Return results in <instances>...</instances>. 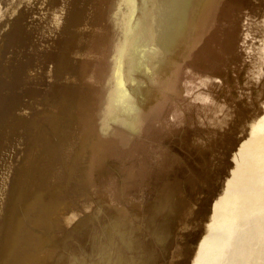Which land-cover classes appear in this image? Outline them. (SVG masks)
Instances as JSON below:
<instances>
[{
	"label": "bare ground",
	"instance_id": "6f19581e",
	"mask_svg": "<svg viewBox=\"0 0 264 264\" xmlns=\"http://www.w3.org/2000/svg\"><path fill=\"white\" fill-rule=\"evenodd\" d=\"M132 12L0 1V264H264V0Z\"/></svg>",
	"mask_w": 264,
	"mask_h": 264
},
{
	"label": "snow or ice",
	"instance_id": "6c2138e0",
	"mask_svg": "<svg viewBox=\"0 0 264 264\" xmlns=\"http://www.w3.org/2000/svg\"><path fill=\"white\" fill-rule=\"evenodd\" d=\"M141 0H120L121 5H127L129 8L133 10L131 14H135V10ZM145 3H148L149 0H144Z\"/></svg>",
	"mask_w": 264,
	"mask_h": 264
},
{
	"label": "rangeland",
	"instance_id": "374dc122",
	"mask_svg": "<svg viewBox=\"0 0 264 264\" xmlns=\"http://www.w3.org/2000/svg\"><path fill=\"white\" fill-rule=\"evenodd\" d=\"M0 1H2V0H0ZM263 77H264V75H260V77H258L257 76V83L259 82V84L260 85H264V79H263ZM195 135H197V133L195 132V133H193V134H191V135H189L190 137V139L188 140V142H194L195 141V138L197 137V136H195ZM180 136V135H179ZM170 137V136H169ZM171 138V137H170Z\"/></svg>",
	"mask_w": 264,
	"mask_h": 264
}]
</instances>
